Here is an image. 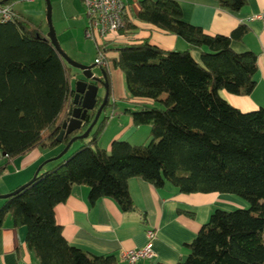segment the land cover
I'll use <instances>...</instances> for the list:
<instances>
[{
	"label": "trees",
	"instance_id": "1",
	"mask_svg": "<svg viewBox=\"0 0 264 264\" xmlns=\"http://www.w3.org/2000/svg\"><path fill=\"white\" fill-rule=\"evenodd\" d=\"M216 1L232 11L248 4ZM178 3L142 0L137 18L201 48L200 61L191 49L165 50L149 38L119 46L104 43L105 58L124 73L128 94L148 100L130 113L136 125L151 126V140L140 145L116 140L110 151L104 149L100 144L110 117L108 102L78 148L50 169L41 168L31 184L11 192L0 207V225L10 217L16 227H28L27 246L38 264H117L113 254L97 255L70 244L54 209L76 186L87 185L91 205L111 198L123 211H135L129 181L137 177L157 188L171 185L186 194L220 191L249 203L216 209L177 264H264V107L244 112L220 95L221 89L240 96L254 91L258 53L232 47L249 32L248 26L212 35L185 21ZM19 16L0 22V156L7 158L0 174L11 160L37 148L65 146L71 138L59 142L56 136L74 97L76 68L37 24ZM127 17L121 33L136 28ZM103 69L111 95V77ZM101 102L99 98L76 133L89 127Z\"/></svg>",
	"mask_w": 264,
	"mask_h": 264
},
{
	"label": "crops",
	"instance_id": "2",
	"mask_svg": "<svg viewBox=\"0 0 264 264\" xmlns=\"http://www.w3.org/2000/svg\"><path fill=\"white\" fill-rule=\"evenodd\" d=\"M141 1L122 0L127 10V18L136 28L126 33L112 34L106 41L109 42V46L133 44L149 38L152 44L165 50L191 49L190 53L200 61L201 48L192 46L183 38L137 18ZM176 1L182 8L183 19L200 26L209 34L230 35L238 25L249 27L245 37L242 40H234L232 47L236 52L250 50L258 53L257 86L250 95L240 96L224 89L220 90V95L244 112L264 107V25L261 20L252 19L255 14L264 10V0H247V6L240 11L223 8L216 0ZM13 5L15 8V2ZM81 5L84 7L82 1ZM82 6H79L80 13L84 12ZM16 11L30 21H32L30 15H42V12L31 9L24 14ZM74 13L73 10L71 16ZM85 24L83 26L86 32L87 19ZM85 37L87 39V36ZM92 41L94 42L92 45L87 41L83 42V51L76 46L73 48L76 53L74 60L88 66L96 63L97 45L95 40ZM115 55L116 53L109 52V56ZM101 68L108 69L111 77L112 94L109 100L111 104L107 114L112 112L100 145L110 151L111 144L116 140L134 145L146 144L151 140V126L136 125L130 112L140 110L141 104L148 100L128 94L125 75L121 69L113 66L112 61L106 60L103 66L98 65L93 70L101 74ZM72 73L71 83L74 88L75 82L83 77L80 70L74 69ZM104 91L103 89L99 93L100 97L104 96ZM79 143L80 140L75 141L68 153L74 151L73 148L77 145L79 147L81 145ZM64 147L62 145L54 149L37 148L11 160L4 173L0 174V196L9 194L31 181L41 168L47 170L53 167ZM6 160V157L0 156V167L7 163ZM89 191L87 185L76 186L68 199L55 207L56 221L63 227L62 234L70 244L97 255L113 254L117 258V264H128L120 258L122 250L142 248L146 244H150L156 254L155 258L140 259L135 264H177L187 256V244L195 240L200 228L209 221L210 215L216 209L232 210L227 209L232 203L239 208L248 206V203L234 198L232 194L220 191L186 194L178 192V189L171 185L157 188L139 177L129 181V194L134 206L137 207L135 211H123L119 203L111 198H102L95 205H91ZM4 202L5 198L0 197V207ZM179 209L193 214L182 213ZM12 223L13 220L9 217L0 225V264H38V259L27 246L28 227L25 225L16 227ZM148 230L155 232L153 238H149Z\"/></svg>",
	"mask_w": 264,
	"mask_h": 264
},
{
	"label": "water",
	"instance_id": "3",
	"mask_svg": "<svg viewBox=\"0 0 264 264\" xmlns=\"http://www.w3.org/2000/svg\"><path fill=\"white\" fill-rule=\"evenodd\" d=\"M9 0H0V3H5ZM47 3V19L50 25V32L47 35V38L50 40V42L55 46L58 53L63 57V59L68 62L72 67L76 68L77 70H80L82 73L81 79H78L75 82V86L73 88L74 91V97L69 104V106L66 108L65 113L63 114L60 122V131L57 133L56 139L59 142H62L65 138L71 137L69 139V142L67 145H65L64 149L61 151V153L57 156V158L63 157L71 148V145L77 141L84 138H87L90 135V132L94 128V126L98 123V119L100 118L104 106H106L109 102V82H107V74L105 69L101 68V74H97L93 69H95L98 64H83L80 63L74 59H72L60 46L56 32L52 23V6L50 0H46ZM101 88L105 90L104 96L100 97L99 93ZM99 98H102L101 104L98 106L96 115L94 119H92V123L89 125V127L82 133L76 134L75 133L84 126V123L89 114L90 111L94 110L95 107L98 105ZM5 153H3V156L5 157ZM37 175V172L35 176L29 181L28 183L22 185L21 188L25 187L28 184H31V182L35 179ZM20 188V189H21ZM20 189L15 190L12 193L19 192ZM11 193L0 196L3 198H6L10 196Z\"/></svg>",
	"mask_w": 264,
	"mask_h": 264
},
{
	"label": "built area",
	"instance_id": "4",
	"mask_svg": "<svg viewBox=\"0 0 264 264\" xmlns=\"http://www.w3.org/2000/svg\"><path fill=\"white\" fill-rule=\"evenodd\" d=\"M35 1V0H29ZM88 18L86 28L87 39L95 40L97 45L98 56L95 62L103 66L106 62V51L104 43L112 34L121 33V29L125 26V16L127 15L126 7L123 6L122 0H81ZM12 3H0V22L13 21L19 18V13L14 10ZM252 19L261 20L264 25V10L255 14ZM149 238H153L155 232L148 230ZM155 252L150 244L137 249L122 250L120 258L128 264H135L140 259L153 260Z\"/></svg>",
	"mask_w": 264,
	"mask_h": 264
},
{
	"label": "rangeland",
	"instance_id": "5",
	"mask_svg": "<svg viewBox=\"0 0 264 264\" xmlns=\"http://www.w3.org/2000/svg\"><path fill=\"white\" fill-rule=\"evenodd\" d=\"M50 2L52 6L51 8L52 9V20L51 21L53 23V26L56 32L55 34L57 36V40L61 48L64 49V51L68 53L72 59H74L73 57L74 55H76V53L73 48H75V46L77 47V49L79 48L80 51H83L84 49L82 45L84 44L83 42L87 41L91 45L94 43L92 39H89V38L86 39L85 37L86 36L84 33L85 26L83 25H86L85 20L88 19L85 14L86 12L85 8L83 9L84 12L80 13L79 6H82L80 0H50ZM15 8L16 10H18L19 12L23 14L26 13V11L29 9L35 10L37 12H42V15L40 16L30 15L29 17L32 19L34 23H36L40 27V29L45 34H49L50 25H49V22H47L48 19H47L46 0H35V1L15 0ZM73 10L75 11V13L72 15L73 16L72 17L71 13ZM83 18H85V20H83ZM102 91L103 89L101 88L100 92ZM109 100H110V95H109ZM111 112L109 115L107 114L108 112H106V114L110 116ZM77 147H74L73 150L76 149ZM234 198H237L238 200H241L244 202V199L240 197L234 196ZM231 205L232 206H227L229 207L227 209L239 208V206L236 204L232 203Z\"/></svg>",
	"mask_w": 264,
	"mask_h": 264
},
{
	"label": "flooded vegetation",
	"instance_id": "6",
	"mask_svg": "<svg viewBox=\"0 0 264 264\" xmlns=\"http://www.w3.org/2000/svg\"><path fill=\"white\" fill-rule=\"evenodd\" d=\"M108 80V79H107Z\"/></svg>",
	"mask_w": 264,
	"mask_h": 264
}]
</instances>
